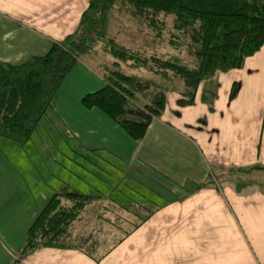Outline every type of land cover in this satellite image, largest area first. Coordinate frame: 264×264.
Wrapping results in <instances>:
<instances>
[{
    "label": "crops",
    "instance_id": "1",
    "mask_svg": "<svg viewBox=\"0 0 264 264\" xmlns=\"http://www.w3.org/2000/svg\"><path fill=\"white\" fill-rule=\"evenodd\" d=\"M88 5L89 0H0V60L22 63L45 54L76 30ZM89 64L79 59L31 140L20 144L0 136V153L7 159L4 164L0 159L8 186L4 219L20 224L8 228L12 246L0 250V264H213L205 246L210 226L197 232L170 229L189 221L187 195L196 188L198 222L239 218L259 240L254 251L258 264H264V169L253 168L264 166V46L242 68L205 78L191 105H180L181 94L168 91L165 110L140 141L101 109L81 103L84 94L105 84ZM243 174L260 180L259 186L244 182ZM211 182L229 189L232 209ZM56 193L156 211L106 250L104 243L91 245L89 236H80L82 244L73 242L75 222L71 248L41 247L23 256L20 241ZM160 223L166 226L150 230ZM15 233L17 243L11 241ZM243 247L239 251L246 252L247 264H256Z\"/></svg>",
    "mask_w": 264,
    "mask_h": 264
},
{
    "label": "trees",
    "instance_id": "2",
    "mask_svg": "<svg viewBox=\"0 0 264 264\" xmlns=\"http://www.w3.org/2000/svg\"><path fill=\"white\" fill-rule=\"evenodd\" d=\"M120 1L130 4L132 15L146 21L159 38L168 28L164 17L172 16L167 41L177 53L133 49L111 36L110 11ZM263 46L264 0H89L76 30L45 54L22 63L0 60V136L20 144L31 140L47 111L56 106L57 94L81 56L94 54L99 47L112 58L97 66L105 84L84 94L81 103L87 109H101L140 141L165 110L168 91L181 94L180 105H191L205 78L242 68ZM185 50L195 58L194 66L183 59ZM141 70L150 76H142ZM236 93L234 84L231 97ZM97 198L56 193L27 228L21 254L41 247L71 248L67 240L73 225ZM118 207L134 215L139 209L146 213L132 231L156 211L141 205Z\"/></svg>",
    "mask_w": 264,
    "mask_h": 264
},
{
    "label": "rangeland",
    "instance_id": "3",
    "mask_svg": "<svg viewBox=\"0 0 264 264\" xmlns=\"http://www.w3.org/2000/svg\"><path fill=\"white\" fill-rule=\"evenodd\" d=\"M132 7L130 4H125L120 1L118 6L110 11V27H109V34L114 36L119 40L122 44L133 48V49H147L149 51H154L157 53H164L166 55L175 54L177 53L168 43L167 39L169 37L168 30L172 27V16L164 17L167 20L168 28L166 29V33L164 36L160 38L156 36V30H152V28L147 24L146 21L141 22L137 17L135 18L131 13ZM183 56L190 65L194 66L196 63L195 58L186 54ZM81 58L86 61L91 68L95 72H99L98 70V63H111L112 58L110 55L104 53L102 48H98L94 54H86L82 55ZM127 72L134 73V70L128 68L126 69ZM142 76H150L149 73L145 70H141ZM1 138V137H0ZM6 152V151H5ZM3 153V152H1ZM0 153V159L2 164L6 163L7 161L4 154ZM243 178L245 179L244 182L254 183L257 184L260 180L253 178L251 175L248 177L243 174ZM5 179V181H4ZM254 179V180H252ZM207 184V183H206ZM211 188H213L223 199L226 201L227 208L232 209L233 206H230L229 200V189L226 188L223 182L215 183L211 182ZM197 186V185H196ZM209 188V185L207 186ZM8 186L6 184V173H0V250L3 248L8 249L7 247L10 244V238L7 236V231L10 226L19 227L20 224H11L6 222L4 219L6 217V210H5V203L8 197ZM260 191L262 189L259 187ZM18 190V187H17ZM199 192V188L190 189V193L187 195L189 198V205L190 208L187 207L186 209L189 211V215H187V219L189 220L186 223H174L172 230H189L191 232H197L199 229L201 231L207 230L210 226L211 229H208V233L210 232L211 235H206L205 237V246L207 251H211L210 255H207V260H212L213 264H247L251 263L247 258L245 251H239V248H244L247 253L253 256L254 262L258 264V259L255 255L254 249L259 246L258 241L256 239L251 238L250 233L246 232V223L239 222V218L231 217V220L228 223H199L195 206L197 200L194 198L195 195ZM248 191L242 190V193H246ZM200 193V192H199ZM198 193V194H199ZM218 195V196H219ZM180 202V201H178ZM146 214L143 210L139 209L137 212L132 214L125 209H120L116 205L107 203L106 201L102 200H94L87 208L83 211L81 218L78 219L76 222V228H74V235L72 241L77 244H82V239L80 236H89L90 237V244L95 246V243L101 244L104 243L103 249L106 250L111 247L118 239L123 236L127 235L129 231L132 232L134 222H138L140 220L139 216L141 217ZM82 220V221H81ZM85 222H87L85 224ZM163 223L158 224V227H152L150 230H161L164 226H161ZM200 227V228H199ZM107 232H112V238L107 237ZM16 236L11 241L18 242L20 241ZM114 234V237H113ZM110 235V234H109ZM78 238V239H77ZM20 241L21 244L24 243ZM70 240L68 239L67 242ZM197 240L195 239L194 242ZM12 246V245H11ZM233 251H230V250ZM245 254V255H244ZM194 256H191L193 258ZM259 257V256H258ZM0 256V261H1ZM7 261H5L6 263Z\"/></svg>",
    "mask_w": 264,
    "mask_h": 264
}]
</instances>
